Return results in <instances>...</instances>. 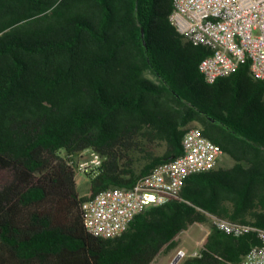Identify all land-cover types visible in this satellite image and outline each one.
I'll return each mask as SVG.
<instances>
[{
  "label": "trees",
  "instance_id": "obj_1",
  "mask_svg": "<svg viewBox=\"0 0 264 264\" xmlns=\"http://www.w3.org/2000/svg\"><path fill=\"white\" fill-rule=\"evenodd\" d=\"M172 3L0 0V264H151L196 223L210 232L182 264H241L258 244L212 218L264 229V81L244 65L206 84L211 51L171 26ZM190 126L233 166L188 177L116 238L90 235L84 202L179 156ZM87 151L101 164L81 196Z\"/></svg>",
  "mask_w": 264,
  "mask_h": 264
},
{
  "label": "built area",
  "instance_id": "obj_2",
  "mask_svg": "<svg viewBox=\"0 0 264 264\" xmlns=\"http://www.w3.org/2000/svg\"><path fill=\"white\" fill-rule=\"evenodd\" d=\"M172 6L169 22L176 32L192 45L211 51L199 64L206 84L212 85L244 65L253 79L264 81V0H173ZM181 145L179 156L157 166L133 188L111 187L84 202L85 230L102 239L120 236L147 208L179 199L187 178L214 169L222 155L196 126L186 130ZM90 153L92 159L81 165L80 171L100 166L101 158ZM212 225L235 238L254 235L258 244L241 264H264V229L216 218ZM178 255L185 257L182 252ZM193 256H199V251Z\"/></svg>",
  "mask_w": 264,
  "mask_h": 264
},
{
  "label": "rangeland",
  "instance_id": "obj_3",
  "mask_svg": "<svg viewBox=\"0 0 264 264\" xmlns=\"http://www.w3.org/2000/svg\"><path fill=\"white\" fill-rule=\"evenodd\" d=\"M92 159L90 152H84L78 157L74 159L75 169H76V184H77V191L81 196H87L89 192V183L86 179H88L87 174H92L94 170L92 168H88L86 172L80 171L79 169L83 168L81 165L85 163H89ZM233 164V161L226 155H221L219 160V167H228ZM204 228L202 227H193L191 229V233L193 236L191 238L188 236L187 233H182L180 235V240L183 243V249L185 250L186 255L193 254L194 252L199 251V240L202 236ZM186 257L180 258L184 260Z\"/></svg>",
  "mask_w": 264,
  "mask_h": 264
},
{
  "label": "crops",
  "instance_id": "obj_4",
  "mask_svg": "<svg viewBox=\"0 0 264 264\" xmlns=\"http://www.w3.org/2000/svg\"><path fill=\"white\" fill-rule=\"evenodd\" d=\"M223 155H224V154H223ZM226 156H227V155H226ZM220 157H221V156H220ZM220 157H219V159H218V161H217V165H216V167H218V168H229V167H232V166H233L234 161L229 157V158L233 161V164H232L231 166H228V167H219L218 164H219ZM93 170H94L93 173H95L96 169L93 168ZM86 180L88 181V179H86ZM198 226L204 228V231H203V233H202V236H201V238H200V240H199V242H198V244H199V249H201L202 246H203V244H204L205 241H206V238H207L209 232H210V225H209V224H198V223H196V224L191 225L187 230L183 231L182 233H187L188 236L191 238V236H193L192 233L190 232L191 229H192L193 227H198ZM182 233H181V234H182ZM181 234H179V235L176 237V239H175V244H176V246H175L173 249H171V250H166V251L160 253V254L157 256V258H156L151 264H171L172 261H173L175 258H178V261H177L176 264H182V263H183V260H181V259L179 258V255H178L179 252H182V253L185 255L186 258H187V257H190V256H193L196 252H194L193 254H188V255H186L185 250L183 249V243L181 242V240H180V238H179ZM197 252H198V251H197Z\"/></svg>",
  "mask_w": 264,
  "mask_h": 264
},
{
  "label": "water",
  "instance_id": "obj_5",
  "mask_svg": "<svg viewBox=\"0 0 264 264\" xmlns=\"http://www.w3.org/2000/svg\"><path fill=\"white\" fill-rule=\"evenodd\" d=\"M141 35H142V37H143V30H142V33H141ZM143 45H145V41L143 40ZM174 157H171L170 158V160L171 159H173ZM177 261H178V258H175L173 261H172V263L171 264H176L177 263Z\"/></svg>",
  "mask_w": 264,
  "mask_h": 264
}]
</instances>
